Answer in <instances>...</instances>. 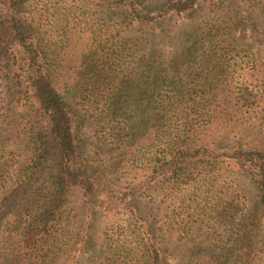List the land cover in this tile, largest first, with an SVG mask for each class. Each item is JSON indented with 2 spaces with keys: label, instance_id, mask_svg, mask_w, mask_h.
<instances>
[{
  "label": "trees",
  "instance_id": "obj_1",
  "mask_svg": "<svg viewBox=\"0 0 264 264\" xmlns=\"http://www.w3.org/2000/svg\"><path fill=\"white\" fill-rule=\"evenodd\" d=\"M73 2L0 0V264H264V0Z\"/></svg>",
  "mask_w": 264,
  "mask_h": 264
},
{
  "label": "rangeland",
  "instance_id": "obj_2",
  "mask_svg": "<svg viewBox=\"0 0 264 264\" xmlns=\"http://www.w3.org/2000/svg\"><path fill=\"white\" fill-rule=\"evenodd\" d=\"M67 4L75 5L76 3L73 2V0H33L32 5L25 6V12H29L31 8H33V12H34V15L36 17V21L38 22V24L40 23L42 28L47 30L46 32L48 33V35L54 38L56 35H58L57 33L60 32V29L58 27H60V25H62L64 22L63 17L59 15L58 11H60V13H63L66 19H68L69 17L71 18V16H78L81 12V10L77 7L78 5L73 8H70L67 6ZM253 20L255 21V18H253ZM248 35H249L248 30H245L243 34H241V36H248ZM4 90H5V87L3 83L0 81V127H1L0 128V139H1L0 141H4L3 145L5 149L3 151L5 152V154L7 152H10V154H17V150L20 147L19 145L16 144L18 143L17 135L19 134L17 123L18 124L20 123L21 112L16 111L15 114H13L12 116H8L9 118L5 117V115L7 116L8 104H7V98H6V94L4 93ZM19 128H20V125H19ZM82 130L83 132L85 131V134L82 136V138L84 141V145L87 147V149L90 151V146L88 145V143L90 142L94 143V146L97 145L99 147L100 142H97L95 140V137L93 134L94 127L93 129L91 127L90 128L85 127ZM47 166L50 167V163ZM222 170L223 169H221V171L219 172V176L217 178L218 184L223 183V182L232 183L234 187H237L240 184L244 185L247 183V181L244 180L245 178L243 176L239 177V175L236 173H231V172H227L224 170L222 171ZM237 190L239 191V193H243L238 188ZM247 191H250V186L247 187ZM109 218L115 220L116 222L119 220L118 216H112L111 214H107L105 216L107 223H111V220ZM172 241L175 242V239L172 238ZM189 243H191V241H189ZM173 246L174 244L170 243L169 248ZM215 252L216 251H214L210 243L205 240L203 244L200 243V246L197 248L196 254L195 253H192V254L194 258L195 255H203V254L214 256ZM192 254L188 256L192 257ZM183 255L184 254H182V252L174 253L172 255L174 256V259H171L170 257L168 261L169 263L176 259L179 261H184L185 257ZM80 264H82V261L80 262Z\"/></svg>",
  "mask_w": 264,
  "mask_h": 264
}]
</instances>
